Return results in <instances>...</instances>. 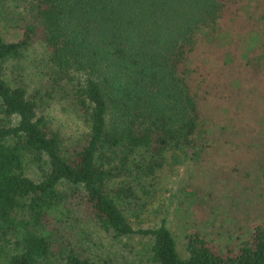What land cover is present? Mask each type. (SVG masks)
<instances>
[{"label":"trees","instance_id":"trees-1","mask_svg":"<svg viewBox=\"0 0 264 264\" xmlns=\"http://www.w3.org/2000/svg\"><path fill=\"white\" fill-rule=\"evenodd\" d=\"M240 1L0 0V264H264V188L246 192L264 179V5ZM242 12L257 34L233 33ZM212 145L260 150L224 173L247 178L224 211L187 190L182 248L166 214L131 221L168 162L205 168Z\"/></svg>","mask_w":264,"mask_h":264},{"label":"rangeland","instance_id":"rangeland-1","mask_svg":"<svg viewBox=\"0 0 264 264\" xmlns=\"http://www.w3.org/2000/svg\"><path fill=\"white\" fill-rule=\"evenodd\" d=\"M245 1L247 0H241L240 2L244 4ZM258 5L259 6H255V5L252 6L251 16L256 17L258 14L262 12L264 1L259 0ZM236 18L237 19L236 21L234 20L233 26L231 28L234 34L244 33V32H245V36H250V34L252 35L257 34L256 33L257 29L255 31H251L249 29L251 25H253L254 23L253 17L251 18L242 12V13H239V15ZM227 38L228 36L226 37V40ZM224 43H221V44H224ZM236 44H240V43L237 42ZM224 45L227 46V43ZM216 50L220 51V49H216L214 47L213 51H216ZM210 51H211L210 49L205 50V49H200L198 47L196 50V54L198 57H200L204 53H210ZM247 51L250 54H252L251 49H248ZM236 57L238 58V55H236ZM197 59L195 61V64L199 62V60ZM243 62L244 60L241 61V63ZM220 79L223 81V76L222 78L220 76L215 77V80L220 81ZM220 87L221 86L217 88L215 87L210 88V91H209L210 93L208 97L211 100L210 103H213L214 107L209 106V109L205 110L206 113L209 114L210 116L206 122H211L214 124L217 119H223L226 121L225 117L217 115V113L223 112L224 110H219V108L215 107L218 102L227 104L225 100L228 99V97H223L221 95L225 93L219 92ZM249 104L253 105L251 100L249 101ZM247 114H248L247 111L246 112L242 111L240 114L241 117L239 116L237 118L239 119L241 124L245 121H249L248 119L251 118L250 116L248 117ZM251 128H255V126L253 125L248 126L246 128L248 129L247 133L251 134ZM255 130H258V127ZM237 149L227 147V148L221 149L219 152H216L217 148H215L212 145V147H210L207 150V153L206 152L203 153L204 155L203 164L205 168H201V166L203 165L197 164L193 160L187 161L182 164L176 163V165H173V164L170 165L168 162L167 166H165L163 170L158 173V178H157L158 190H157L156 198H153L152 196L151 199H153V201L148 205V207L137 218L131 216L130 217L131 221H133L134 224L138 226H146V225L148 226L149 224H152L155 221H158L162 215L166 214L168 225H170L173 232L176 233L177 240L178 242H180L179 246L180 248H182L181 242L183 239V236H182L183 233H181L180 228H181V222H183V218H181V216H178L177 218L176 217L177 213L175 210V206L178 200L182 201L185 199V192L187 190H196L197 191L196 194H200V196L203 199H205V202H204L205 206L210 209L213 208V211L211 213L213 218L216 217L215 212H214V210L216 209L214 207H216L218 210H221V212L224 211V209L228 206V203H227L228 200H226V194L230 192L228 189L230 188L232 193L239 195L240 191L237 189L233 190L235 187L233 188L232 185H236L235 181L238 180V178L239 179L241 178L242 181L244 182L247 180V178H245L242 175H235V173H231L229 175V174H224V173L231 172L232 166H233L232 164H237L239 159L246 160L245 161L246 163H250L253 158L255 159V156H250L248 152H252L255 154L257 152L260 153V150L254 149V150L249 151L248 149H246V147H240L238 150ZM241 153H243L244 156H241ZM207 159H209V162L207 161ZM262 159L264 160V157ZM29 172L31 175H33L32 167H30ZM254 182L258 183L256 187L254 188V190H247L246 192L252 194L254 193L255 190L256 192H258L259 188L261 187L264 188L263 178L262 179L254 178ZM156 207L159 208V210L155 209ZM233 210H236L237 211L236 213L243 214V212H241L242 210H238L237 208L235 209L234 207H233ZM221 212H219V215L221 214ZM208 213L209 212H206V214ZM250 214H254V211L252 209L249 211V215ZM194 216L197 218L198 221L199 219L203 218L201 220V223H203V220L206 217L204 214V209L202 208L201 210H198ZM224 216L225 215H222L219 219L215 218L216 219L214 220L215 226L213 225L212 227L211 226L207 227V229H211V228L213 229V227H215L216 232L213 233L212 231V237H213L214 242H217V239H218L217 237H221V234L227 231H229L228 237L229 235L234 233V231H230V229L228 230V228L226 227H222V228L219 227L221 225L224 226V224H222V220L224 219ZM250 222H251V225L255 223L254 217L253 219L250 220ZM178 223L180 224V226Z\"/></svg>","mask_w":264,"mask_h":264}]
</instances>
